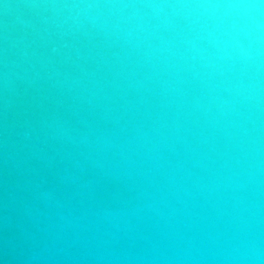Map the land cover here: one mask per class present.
I'll list each match as a JSON object with an SVG mask.
<instances>
[{"label":"water","instance_id":"obj_1","mask_svg":"<svg viewBox=\"0 0 264 264\" xmlns=\"http://www.w3.org/2000/svg\"><path fill=\"white\" fill-rule=\"evenodd\" d=\"M0 264H264V0H0Z\"/></svg>","mask_w":264,"mask_h":264}]
</instances>
